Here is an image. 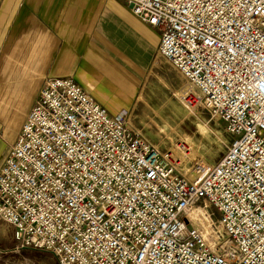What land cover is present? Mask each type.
<instances>
[{"label":"built area","instance_id":"obj_1","mask_svg":"<svg viewBox=\"0 0 264 264\" xmlns=\"http://www.w3.org/2000/svg\"><path fill=\"white\" fill-rule=\"evenodd\" d=\"M126 1L190 82L180 102L225 123L227 151L183 172L127 112L47 76L0 167V216L59 264H264V0Z\"/></svg>","mask_w":264,"mask_h":264},{"label":"crops","instance_id":"obj_2","mask_svg":"<svg viewBox=\"0 0 264 264\" xmlns=\"http://www.w3.org/2000/svg\"><path fill=\"white\" fill-rule=\"evenodd\" d=\"M160 38L126 0H0V167L46 76L72 77L115 117L134 107L133 84L156 67L174 69L184 83L159 53ZM15 243L0 216V264L20 252Z\"/></svg>","mask_w":264,"mask_h":264},{"label":"rangeland","instance_id":"obj_3","mask_svg":"<svg viewBox=\"0 0 264 264\" xmlns=\"http://www.w3.org/2000/svg\"><path fill=\"white\" fill-rule=\"evenodd\" d=\"M153 55L154 51L150 59ZM158 63H164L163 57L158 59ZM152 72L155 76L133 84L134 107L127 112L130 125L160 149H172L179 156L185 155L180 169L183 172L198 160L218 162L233 140L226 131L225 123L213 117L209 108L189 109L180 102L181 91L191 84L186 78L182 83L174 69L156 67ZM158 72H163L167 81L161 80ZM20 112L23 114L24 110ZM17 120L18 116L15 122ZM0 127L2 136L4 129L2 125ZM180 142L187 143V148L181 150ZM7 227L13 233L12 226L7 224ZM16 250L20 252H12L9 264H59L54 254L45 250L18 248L15 243L12 251Z\"/></svg>","mask_w":264,"mask_h":264}]
</instances>
